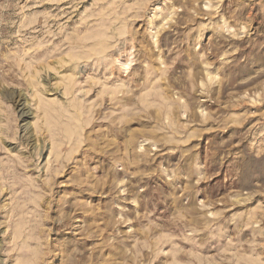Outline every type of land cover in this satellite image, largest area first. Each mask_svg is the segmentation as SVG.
<instances>
[{
  "label": "rangeland",
  "instance_id": "rangeland-1",
  "mask_svg": "<svg viewBox=\"0 0 264 264\" xmlns=\"http://www.w3.org/2000/svg\"><path fill=\"white\" fill-rule=\"evenodd\" d=\"M0 264H264V0H0Z\"/></svg>",
  "mask_w": 264,
  "mask_h": 264
},
{
  "label": "bare ground",
  "instance_id": "bare-ground-1",
  "mask_svg": "<svg viewBox=\"0 0 264 264\" xmlns=\"http://www.w3.org/2000/svg\"><path fill=\"white\" fill-rule=\"evenodd\" d=\"M21 98V97H20ZM23 111V110H22ZM22 115L24 116L25 115V111L22 112ZM26 130V129H25Z\"/></svg>",
  "mask_w": 264,
  "mask_h": 264
}]
</instances>
